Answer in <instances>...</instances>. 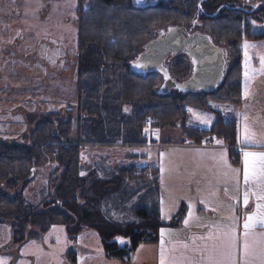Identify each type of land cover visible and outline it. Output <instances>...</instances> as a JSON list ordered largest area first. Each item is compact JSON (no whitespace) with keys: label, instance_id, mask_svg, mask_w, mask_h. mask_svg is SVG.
Wrapping results in <instances>:
<instances>
[{"label":"trees","instance_id":"trees-1","mask_svg":"<svg viewBox=\"0 0 264 264\" xmlns=\"http://www.w3.org/2000/svg\"><path fill=\"white\" fill-rule=\"evenodd\" d=\"M151 1L138 5L135 0H77L75 102L31 114L29 131L18 138L0 137V223L11 225L14 243L41 239L62 223L71 239L95 230L106 257L127 261L139 245L161 242L165 228L181 226L186 206L171 219L162 218L157 169L142 168L138 173L142 163H86L82 150L143 146L148 127L181 128L195 143L211 135L230 146L238 143L236 119L225 121L218 113L209 129L187 127L185 120L189 108L211 109L213 100L208 97L243 102L241 44L264 38V0ZM256 24L263 32L254 29ZM171 25L201 30L236 53L217 93L163 95L159 74L132 71L130 62L153 32ZM190 71L189 60L178 59L172 65L176 77L186 79ZM219 91L226 96L220 97ZM230 156L238 161L232 147ZM46 163L53 165L47 168ZM43 166V182L36 185Z\"/></svg>","mask_w":264,"mask_h":264},{"label":"rangeland","instance_id":"rangeland-1","mask_svg":"<svg viewBox=\"0 0 264 264\" xmlns=\"http://www.w3.org/2000/svg\"><path fill=\"white\" fill-rule=\"evenodd\" d=\"M148 3L152 1L148 0ZM77 7V0H0V137L18 138V135L29 131L31 114L57 111L65 106L70 107L68 102H75L77 83L73 70L78 48ZM185 29L193 33L189 31L192 28ZM254 29L263 32L260 24H256ZM162 30H167V27L156 29L152 38H156ZM219 46L224 48L227 61L223 84L237 55L226 45L219 43ZM241 48L240 81L243 97H249L253 90L259 99L264 100V39L244 40ZM144 49L145 46H142L141 52ZM178 59L189 60L185 54L169 56L166 66L172 77L181 82L185 79L176 77L172 72V65ZM197 93L208 95L205 91L193 94ZM218 93L220 97L226 96L225 92ZM170 95L184 97L187 94L172 90ZM208 98L213 100L209 101L211 109L189 108L191 111H188L185 120L187 127L209 129L218 113L225 121L237 119L241 123L242 110L239 104L221 98ZM202 119L207 122H202ZM263 125L264 114H260L258 119L255 116L256 129H262ZM168 131L159 135L149 133L154 142L151 147L139 148L145 156L143 159L135 157L130 148L116 146L88 147L82 150L81 158L86 163L94 164L126 165L143 160L146 164L158 166L165 146L178 143L182 138L181 128H170ZM216 139L214 135L206 139V146L223 143ZM224 145L229 146V150L232 147L234 153L239 155L238 161L241 160L242 153L237 144ZM52 165L46 163L45 166L49 168ZM45 166L37 173L36 185L43 182ZM219 174L231 177V173L225 169ZM150 247L141 244L127 261L109 259L95 230L88 229L76 239H71L66 226L58 223L45 232L41 239L16 244L12 241L11 225L0 223V264H155V247Z\"/></svg>","mask_w":264,"mask_h":264},{"label":"crops","instance_id":"crops-1","mask_svg":"<svg viewBox=\"0 0 264 264\" xmlns=\"http://www.w3.org/2000/svg\"><path fill=\"white\" fill-rule=\"evenodd\" d=\"M239 105L242 110V119L241 123L237 119L236 121L240 128V142L237 143L242 153L240 161L234 162L232 160L229 146L223 143L214 146L195 143L188 139L182 129L181 141L165 146L158 166H151L150 163L148 165L141 160L140 163L150 166V168L154 167L158 171L162 192L161 217L167 220L171 219L178 213L182 205L186 206V213L181 226L165 228L163 231L167 234L163 235L161 242L148 244V246H152L150 248L155 247V264H161L162 244L165 249V264H170L173 257L176 264H189V260L193 261L194 264L201 261V253L193 252L191 249L195 245L210 244L211 241L197 239L194 245L192 238L207 237L210 232L215 235L218 231L227 230L233 224L232 217H235L236 233L240 238L238 240L237 261L238 264H242L244 221L248 216L257 213L256 206L258 203L264 204V201L258 200L254 194L258 190L257 185L252 183L246 185L243 179L244 153H264V125L262 129H256L254 126L255 116L258 119L260 114H264V100L259 99L258 94L252 90L251 95ZM246 127L249 134L247 140L245 139ZM168 130H170L169 127L158 130L148 128L147 143L135 148L132 154L143 159L145 156L139 148L151 147L154 142L152 136L149 137V133L154 132L153 134L159 135L169 132ZM224 169L231 173V177L220 176L219 173H222ZM231 169H238L239 173H233ZM234 176L236 179H233ZM245 191L249 192L247 205L244 204L243 199ZM189 212H191V216H189ZM186 220L188 221L187 224L185 223ZM252 231L257 234L255 237L257 256L252 258L253 264H260V244L258 242L261 239L259 234L264 233V227L257 223ZM184 245H188V247L186 248Z\"/></svg>","mask_w":264,"mask_h":264},{"label":"water","instance_id":"water-1","mask_svg":"<svg viewBox=\"0 0 264 264\" xmlns=\"http://www.w3.org/2000/svg\"><path fill=\"white\" fill-rule=\"evenodd\" d=\"M148 0H135L145 5ZM186 54L192 64V75L183 82L175 81L165 65L168 56ZM131 68L136 74L159 73L163 76L160 94H168L175 88L179 91H207L217 89L224 79L226 59L224 48L213 43L207 34L186 33L183 27L172 25L162 30L158 37L149 41L144 51L132 61ZM34 172V170H33Z\"/></svg>","mask_w":264,"mask_h":264},{"label":"snow or ice","instance_id":"snow-or-ice-1","mask_svg":"<svg viewBox=\"0 0 264 264\" xmlns=\"http://www.w3.org/2000/svg\"><path fill=\"white\" fill-rule=\"evenodd\" d=\"M245 47H248L245 44ZM264 63V58H262ZM191 111V109H189ZM202 122H207L202 119ZM249 138L247 127L245 128V139ZM244 183L257 185V192L254 193L258 200L264 201V153H244ZM233 173L238 174V169H231ZM236 179V176L233 177ZM237 183L238 180H237ZM249 198V192H244V204L247 205ZM257 213L248 216L244 221V232L242 237V252L241 262L242 264H253V257L257 256L256 251V233L252 229L258 223L261 227H264V204H257ZM191 216V212H189ZM233 224L227 228V230L218 231L217 234L209 233L207 237H193V244L195 241L200 239L202 241L208 240L211 243H204L202 245H195L191 250L193 252L201 253V261L195 262V264H238L237 252H238V240L240 239L236 233L235 217H232ZM187 224L188 221L186 220ZM163 234V233H162ZM260 249H259V262L264 264V233H260ZM123 242V241H121ZM188 247V245H184ZM206 253V255H205ZM161 264H165V249L163 244L161 246L160 255ZM170 264H176L175 258L173 257ZM189 264H194L193 261L189 260Z\"/></svg>","mask_w":264,"mask_h":264}]
</instances>
